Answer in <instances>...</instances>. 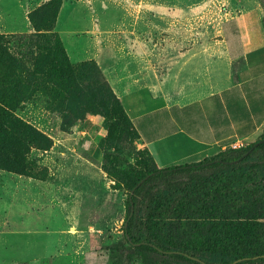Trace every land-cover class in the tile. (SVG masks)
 I'll use <instances>...</instances> for the list:
<instances>
[{
	"label": "rangeland",
	"instance_id": "1",
	"mask_svg": "<svg viewBox=\"0 0 264 264\" xmlns=\"http://www.w3.org/2000/svg\"><path fill=\"white\" fill-rule=\"evenodd\" d=\"M25 1L0 0V33H27L23 25L27 21L29 32L32 31ZM138 1L63 0L55 30L71 52V31L76 28L78 33L95 38L107 34L114 45L118 36L148 34L149 26H139L137 20ZM249 1L191 0L184 8V46L191 44L194 37L215 39L228 8L244 9L250 6ZM252 5L258 7L264 29V0H253ZM161 16L167 19L169 14L163 12ZM159 28L157 33L164 34L170 27ZM177 29L174 34L179 35L180 26ZM18 39L9 37L12 52L25 50ZM116 55L114 50L112 56ZM71 63L83 66L76 79L83 90L79 96L54 97L29 86L16 110L18 116L44 132L52 144L47 150L32 149L29 168L22 174L0 169V264H113L110 248L130 244L124 235L126 191L112 186L114 181L103 165L112 171L125 168L142 157L145 147L134 134L112 142L108 137L109 121L101 112L102 105L96 104L98 98L104 107L107 99L112 100L111 85L96 61ZM89 99L93 100L89 104L101 110L84 108ZM91 117L99 119L101 127L95 155L86 150L88 142L83 133ZM95 132L92 130L91 135ZM256 162H264V125L255 137L243 140L240 146L226 147L197 164H184L176 170L184 171L185 180L189 170L198 169L203 175ZM214 163L217 165L212 168ZM138 257L133 256L130 262L122 260V264H139Z\"/></svg>",
	"mask_w": 264,
	"mask_h": 264
},
{
	"label": "trees",
	"instance_id": "2",
	"mask_svg": "<svg viewBox=\"0 0 264 264\" xmlns=\"http://www.w3.org/2000/svg\"><path fill=\"white\" fill-rule=\"evenodd\" d=\"M62 3L46 0L31 10V32L0 33V169L22 174L32 149L51 147L44 132L16 113L29 86L54 97L83 91L76 82L83 66L69 61L55 30ZM9 37H19L25 50L12 52ZM111 96L105 107L96 100L103 110L91 99L83 107L101 110L112 142L139 137L120 99ZM141 153L116 171L103 165L112 186L127 195L124 235L130 244L110 248L113 264L133 256L139 264H264V162L203 175L193 169L184 180V171L179 176L176 170L183 165L158 168L146 147Z\"/></svg>",
	"mask_w": 264,
	"mask_h": 264
},
{
	"label": "crops",
	"instance_id": "3",
	"mask_svg": "<svg viewBox=\"0 0 264 264\" xmlns=\"http://www.w3.org/2000/svg\"><path fill=\"white\" fill-rule=\"evenodd\" d=\"M45 1L26 0L24 7L28 13ZM252 2L228 8L215 39L194 37L186 46L184 8L191 0H139L137 20L148 34L118 36L115 45L107 34L95 38L76 28L71 52L60 38L71 62L100 66L158 168L197 163L264 125V29ZM23 25L29 32L28 21ZM162 25L170 28L158 34ZM100 129L91 117L83 131L90 155L99 151Z\"/></svg>",
	"mask_w": 264,
	"mask_h": 264
},
{
	"label": "built area",
	"instance_id": "4",
	"mask_svg": "<svg viewBox=\"0 0 264 264\" xmlns=\"http://www.w3.org/2000/svg\"><path fill=\"white\" fill-rule=\"evenodd\" d=\"M242 141H243V140H236V141L232 142V143L230 144V146L233 147V148L238 147V146H240V143H241Z\"/></svg>",
	"mask_w": 264,
	"mask_h": 264
}]
</instances>
